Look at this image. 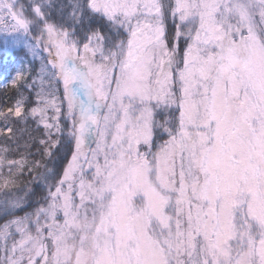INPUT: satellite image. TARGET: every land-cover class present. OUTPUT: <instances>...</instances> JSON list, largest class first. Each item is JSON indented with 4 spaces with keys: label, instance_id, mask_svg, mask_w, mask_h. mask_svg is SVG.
Here are the masks:
<instances>
[{
    "label": "rangeland",
    "instance_id": "374dc122",
    "mask_svg": "<svg viewBox=\"0 0 264 264\" xmlns=\"http://www.w3.org/2000/svg\"><path fill=\"white\" fill-rule=\"evenodd\" d=\"M16 2L0 56L42 63ZM82 2L121 39L45 32L75 150L52 197L0 226V264H264V0ZM46 99L60 133L65 103Z\"/></svg>",
    "mask_w": 264,
    "mask_h": 264
},
{
    "label": "trees",
    "instance_id": "16d2710c",
    "mask_svg": "<svg viewBox=\"0 0 264 264\" xmlns=\"http://www.w3.org/2000/svg\"><path fill=\"white\" fill-rule=\"evenodd\" d=\"M16 1L32 41L40 47L42 63L23 49L14 53L13 62H5L4 55L0 56V226L35 211L52 197L75 150L73 122L65 118L66 90L55 67L49 64L54 51L43 41L45 32L57 37L66 33L79 48L97 33L105 38L108 48H114L121 39L106 17L88 9L78 17L84 7L82 0H47L43 20L36 15L35 0ZM175 37L176 25L169 21L166 42L172 51ZM17 62H22L20 71ZM42 67L47 73L44 85L39 84ZM13 78L16 83H10ZM47 96L65 103L60 133L50 131L39 114L49 105ZM10 162L17 165H6Z\"/></svg>",
    "mask_w": 264,
    "mask_h": 264
}]
</instances>
